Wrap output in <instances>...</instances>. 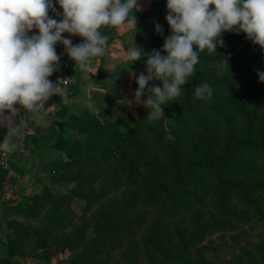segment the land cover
Listing matches in <instances>:
<instances>
[{
	"label": "trees",
	"instance_id": "16d2710c",
	"mask_svg": "<svg viewBox=\"0 0 264 264\" xmlns=\"http://www.w3.org/2000/svg\"><path fill=\"white\" fill-rule=\"evenodd\" d=\"M166 3L153 0L148 9L137 11L151 15L163 27L165 38L170 34ZM155 25L148 30L138 28L137 32L147 38L159 34ZM159 38H150L145 53L163 48L164 43L157 46ZM222 38L224 46H218L217 52L205 49L198 53L193 73L180 86L181 92L193 93L205 82L193 83L191 79H198L207 70L213 72L208 83L212 95L184 107L181 125H170L164 114L155 118L138 112L131 115L130 130L124 132L108 117L84 118L79 109L78 114L73 112L58 124L65 127L62 133L57 132L56 124L37 128L38 132L58 133L52 147L61 156L50 161L41 158L39 191L15 204H4L27 216L42 215L46 222L36 227L12 219L9 225L13 224V231L8 234L4 258L25 248L61 249L73 240L83 248L71 264H102L100 260L113 264L112 251L123 253L120 264H138L139 253L146 264H264V83L257 74V70L264 72V50L253 45L243 32H225ZM221 55L229 57L231 71L219 75L216 65ZM220 93L228 98L224 106L217 107L214 101ZM65 113L62 108L60 114ZM207 114L221 117L222 123L206 124ZM30 139L32 135L27 142ZM11 166L19 174L24 172L15 164ZM5 177L0 168L1 193L6 188ZM59 180L68 181L71 187L55 192L51 186ZM116 193L120 196L108 207L96 210L93 218L83 213L82 225L74 232H62L73 223L70 211L75 200L82 199L91 210ZM140 204L148 207L149 214L155 209L152 221L144 213L132 214ZM183 216L187 217L186 225L180 220ZM250 221L261 227L256 241L238 249L228 244L217 249L205 243L216 233L232 231L237 224ZM89 229L94 235L87 240ZM139 230H144L142 247L136 245ZM0 264H7V259ZM39 264L51 263L45 260Z\"/></svg>",
	"mask_w": 264,
	"mask_h": 264
},
{
	"label": "clouds",
	"instance_id": "9594fccd",
	"mask_svg": "<svg viewBox=\"0 0 264 264\" xmlns=\"http://www.w3.org/2000/svg\"><path fill=\"white\" fill-rule=\"evenodd\" d=\"M58 4L62 13L56 11L52 0H0V126L8 128L0 143L3 151L17 147L9 143L17 129L8 124L21 111L14 105H21L38 118L49 96L67 98L66 88L49 80L62 59L55 45L62 43L68 56L86 72L92 60L105 52L108 38L99 31L101 27H136L133 10H142L137 0H58ZM166 7L170 34L163 48L145 53L141 47L129 46L122 57L133 62L147 57L145 72L136 77L134 96L153 113L163 112L162 105L181 95L180 86L193 73L199 52H217L218 46H224L222 33L243 32L253 45L264 50V0H167ZM49 9L62 16L60 22L49 17ZM33 28L38 34L29 36ZM155 30L161 35L164 31L159 23ZM66 32L82 37V42L74 45L71 39L62 37ZM221 57L216 65L219 75L231 71L229 57ZM257 74L259 82L264 83V72L257 70ZM63 80L66 84L67 79ZM153 80L161 81L163 87H147ZM194 95L206 98L212 95V88L200 83ZM145 96L147 99H142Z\"/></svg>",
	"mask_w": 264,
	"mask_h": 264
},
{
	"label": "rangeland",
	"instance_id": "374dc122",
	"mask_svg": "<svg viewBox=\"0 0 264 264\" xmlns=\"http://www.w3.org/2000/svg\"><path fill=\"white\" fill-rule=\"evenodd\" d=\"M151 0V5H152ZM137 18V25L134 27V33L130 35L131 38H128L129 45L121 47V50L117 51V57L114 60L113 65L110 67V71L106 72L105 75L102 77L99 76H92L88 80L93 83V88L87 87V90L83 92V96L79 95V99L83 101L81 105L82 108L80 111H83L85 114L84 118H93V117H101L103 118L108 117L111 121L119 124L121 129L124 132L130 130L131 127V115L136 114L138 112L144 113L149 112L150 115L155 118H159L162 114L165 115V121L172 126L181 125L183 122V118L180 115V111L186 107L190 106L191 104H197L200 101H204L206 98H197L193 93H185L181 92V95L175 97L172 101H168L165 104V108H163V112L160 113H153L151 108L149 110L142 104L138 103L135 99L134 93L138 88V84L136 83V77L145 72L146 68V61L147 57L143 56L140 60L136 62H129L125 61L122 57L123 54L126 52L129 46L141 47L144 52L147 48L151 45L150 38H154V35L159 36L157 46L160 47L164 43V34H156L153 33L150 37H145L142 34L137 32V29L148 30L150 27H153L156 22L152 18L151 15L145 14L141 15L137 12L134 13ZM132 15V14H131ZM104 67V65L102 66ZM69 70V69H68ZM69 72L75 77V75L69 70ZM213 76V72L207 70L200 74L198 79H191L193 83H200V82H207L209 83V79ZM188 80V77L186 78ZM76 84V83H75ZM153 84L163 87L162 82L159 80L150 81L147 87L153 86ZM76 86L74 85L73 89ZM91 90H88V89ZM98 88V89H97ZM78 90V88H77ZM73 93V92H72ZM71 93V94H72ZM70 94V95H71ZM228 95L226 93H220L214 104L217 107L224 106L226 104V100ZM142 99H147V96L143 97ZM92 105V107H89ZM79 110L76 111L78 114ZM104 113V114H103ZM227 111L223 114L226 115ZM103 114V116H102ZM67 116V114H66ZM65 116V117H66ZM71 116V115H70ZM64 117V118H65ZM205 123L212 124L215 121L220 122L222 120L221 117H213L212 115H205ZM20 118H15V122L11 123L10 128L19 129L21 123ZM59 122V121H58ZM33 129L36 128V124L29 123ZM57 132H61L62 130L65 131V127H61L56 125ZM59 130V131H58ZM220 133L223 132L222 126H219ZM8 131H6L7 133ZM17 132V131H16ZM55 131L47 132L46 130H42L40 133L34 132L32 134V139L28 140L27 142V151L26 152H19L16 149L11 151L10 161L11 164H15L23 169L24 172L19 174L17 173L16 178L14 179V191L10 195L9 200H4L3 195L6 191H3V194L0 192V262L4 259H7V264H39L43 261L50 260L51 264H71L72 258L75 257L80 250L83 248V244L74 243L73 240H69L67 246L56 249L55 247H48V248H25L20 249L17 251L12 257L4 258V248L7 247L8 243V234L13 231V224L9 225L10 221L14 218L27 221L32 223V225L39 227L43 225L46 220L42 218V215L37 216H27L24 212L15 211L10 208L8 205L15 204L26 197H30L35 194L37 191L40 190L41 184L38 181V177L40 176L39 173L42 171V162L41 158L45 159L46 161H50L51 159L59 158L61 156L60 152H57L53 149L52 143L57 138L58 133ZM68 133H74L72 130H67ZM16 134V133H15ZM7 135V134H6ZM14 135L9 138V143H14ZM5 138V136H4ZM4 139L0 140V143L3 142ZM189 149L184 150V155L188 152ZM1 152V150H0ZM153 154H158V151L152 149L151 151ZM187 155V154H186ZM43 173V171H42ZM6 183V182H5ZM71 187L68 181L59 180L57 183L53 184L51 188L55 192H63L67 188ZM125 188V187H124ZM129 189L134 190V187ZM121 193V192H120ZM119 193H116L115 196H109L105 199L102 203H97L95 206L88 210L86 209V203L82 199H77L73 202V210L70 211V217L73 219V223L71 225H66L63 228V233H71L74 232L78 226L81 224V216L83 213L87 212L90 218L95 216L96 210L102 207H108ZM117 199V198H116ZM8 202L9 204H4ZM108 204V205H105ZM148 207L140 204L138 208L132 212V214H146V219L148 221H152L154 218V211L155 209L150 210V214L147 212ZM88 210V211H87ZM26 215V216H25ZM183 225L187 224V217H181ZM147 221V220H146ZM146 224V222H145ZM169 229V226H168ZM261 230L259 224L254 221H250L249 223L244 224H237L236 229L226 232V233H216L208 238L209 245L212 247L220 248L228 244L229 247L234 246V249H238L240 245L246 244L248 241H256V234H258ZM143 231L137 232L136 238V245L137 247H142L141 238L143 235ZM172 235V231L170 232ZM94 235V230L89 229L86 237L87 240ZM122 249V248H121ZM121 252L112 251L110 252V256L112 257L113 264H120L121 263ZM222 255V254H221ZM138 264H146V259L142 253L137 255ZM5 263V261H3ZM103 264L104 261L100 260Z\"/></svg>",
	"mask_w": 264,
	"mask_h": 264
},
{
	"label": "crops",
	"instance_id": "0c3cea01",
	"mask_svg": "<svg viewBox=\"0 0 264 264\" xmlns=\"http://www.w3.org/2000/svg\"><path fill=\"white\" fill-rule=\"evenodd\" d=\"M52 2L55 5L56 11L62 13V9L58 4V0H52ZM137 3L140 5L142 9L140 11H145L151 6V0H137ZM133 11L134 13L137 12L135 9ZM49 17L56 19L57 22H60V20L62 19V16L55 15V13L51 9H49ZM133 28L134 27L117 29L111 26L101 27L99 31L101 32L102 35L107 36L108 38L107 44L105 46V52L103 55L98 56L92 60L90 70L86 72L82 71L79 68V66L76 65L75 61L68 56L66 49L62 43L58 42L55 45L57 54L62 57V59L59 62L60 63L59 69L66 67L75 75L76 90L71 95H68L67 98L59 97V98L51 99L47 108L44 110L42 109L40 111L41 113L40 116L38 118L35 117L34 120L31 121L32 124H36V128L33 129V134L34 132L40 133L38 132L37 128L44 129L53 124L58 125L60 122L65 121L67 118H69L73 112H76L77 110L82 108L81 105L83 104V101L82 99L81 100L79 99V95L83 96V92L87 90V87L94 89L93 87L94 82L91 83V81H89L88 79L92 76L97 77L100 75L102 77L103 75H105L106 72L110 71V67L113 65L114 60L117 57V51L121 50V47H123V45L124 46L129 45V42L127 40L128 38H131L130 35L134 33ZM37 31L38 29L33 28L32 31L28 33V35L31 36L33 33ZM62 37L71 39L74 45L81 43L83 40L82 37L73 36L72 34L67 32L63 33ZM103 65L104 67H102ZM90 88L88 90H91ZM14 107L20 110L22 109V106L19 104L14 105ZM62 108L66 109V113L64 114V116L60 114V110H62ZM27 113L29 114V112ZM5 115L11 116V113L6 112ZM15 118H18L19 121L20 114L12 117V120L9 122L8 127L11 126V123L15 122ZM6 131H8V128L6 126H0V140L4 139V136H6V134L8 133V132L6 133Z\"/></svg>",
	"mask_w": 264,
	"mask_h": 264
},
{
	"label": "built area",
	"instance_id": "2783aa9c",
	"mask_svg": "<svg viewBox=\"0 0 264 264\" xmlns=\"http://www.w3.org/2000/svg\"><path fill=\"white\" fill-rule=\"evenodd\" d=\"M35 33L38 34V31ZM63 79H67L66 84ZM49 80L52 81L54 84H58L60 82L61 87L66 88L67 94H71L73 92V87L76 83L74 76L69 72V70L66 67L59 69L56 73H54L52 76L49 77ZM54 97H60V96L59 95L49 96L48 99L43 102V108H45L49 104L51 99ZM29 117H31V121L34 120L35 118L33 114L29 115L26 111L21 109L20 111L21 125L15 134L14 143H13L17 146L15 149L21 153L27 151V137L28 135L33 134V128L29 124L31 123L29 121L30 119ZM11 153L12 152L3 151L2 149L0 152V168L6 172V177H5L6 193L3 195L4 200L10 199V195L12 194L15 188L13 181L17 176L16 171L11 166V161H10Z\"/></svg>",
	"mask_w": 264,
	"mask_h": 264
}]
</instances>
